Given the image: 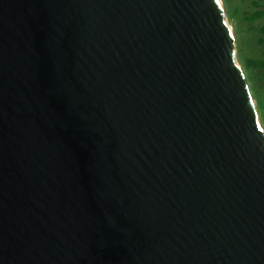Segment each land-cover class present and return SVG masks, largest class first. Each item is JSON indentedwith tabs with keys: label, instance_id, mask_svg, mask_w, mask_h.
<instances>
[{
	"label": "water",
	"instance_id": "water-1",
	"mask_svg": "<svg viewBox=\"0 0 264 264\" xmlns=\"http://www.w3.org/2000/svg\"><path fill=\"white\" fill-rule=\"evenodd\" d=\"M222 0H0V264H264V127Z\"/></svg>",
	"mask_w": 264,
	"mask_h": 264
},
{
	"label": "rangeland",
	"instance_id": "rangeland-1",
	"mask_svg": "<svg viewBox=\"0 0 264 264\" xmlns=\"http://www.w3.org/2000/svg\"><path fill=\"white\" fill-rule=\"evenodd\" d=\"M242 66L264 127V0H222ZM262 14L253 19L252 16Z\"/></svg>",
	"mask_w": 264,
	"mask_h": 264
},
{
	"label": "trees",
	"instance_id": "trees-1",
	"mask_svg": "<svg viewBox=\"0 0 264 264\" xmlns=\"http://www.w3.org/2000/svg\"><path fill=\"white\" fill-rule=\"evenodd\" d=\"M261 16H262V14H256V15H254L252 17H253V19H256L257 17H261ZM261 64L264 65V61L261 62Z\"/></svg>",
	"mask_w": 264,
	"mask_h": 264
}]
</instances>
